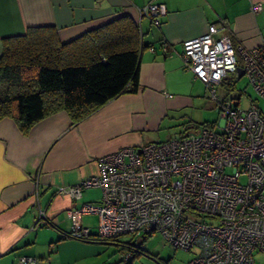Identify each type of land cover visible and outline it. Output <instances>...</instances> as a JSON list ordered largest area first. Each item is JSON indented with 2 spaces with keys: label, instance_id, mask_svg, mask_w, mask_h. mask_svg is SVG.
<instances>
[{
  "label": "crops",
  "instance_id": "obj_1",
  "mask_svg": "<svg viewBox=\"0 0 264 264\" xmlns=\"http://www.w3.org/2000/svg\"><path fill=\"white\" fill-rule=\"evenodd\" d=\"M149 3L166 6L160 25L139 15L137 8ZM255 4L262 9L254 11ZM126 15L139 30L137 90L118 95L77 123L60 111L36 123L28 135L12 118L0 120V264H21L20 257L34 258L29 264H122L128 254L124 242L143 247L127 258L128 264L149 253L143 246L147 236L110 242L99 236V214L75 216L85 203H102L101 188H85L75 199L58 193V187L97 175L101 156L158 142L149 134L160 125L208 121L187 110L201 108L204 95L194 73L184 66V41L203 35L214 24L216 36L230 34L235 44H264V0H0V57L5 38L31 28L54 27L60 41L68 43ZM211 123L214 129L217 123ZM40 211L50 224L35 227ZM75 217L89 228L90 241L64 237ZM110 245L120 252L106 260L103 254Z\"/></svg>",
  "mask_w": 264,
  "mask_h": 264
},
{
  "label": "built area",
  "instance_id": "obj_2",
  "mask_svg": "<svg viewBox=\"0 0 264 264\" xmlns=\"http://www.w3.org/2000/svg\"><path fill=\"white\" fill-rule=\"evenodd\" d=\"M261 9L253 5L254 11ZM137 11L157 25L167 13L161 3ZM218 31L212 24L203 35L184 41L182 59L217 104L220 132L203 128L125 147L99 157L97 175L58 187V193L75 199L85 188H101L102 203H85L74 212L99 214L101 238L117 242L123 235L158 232L175 249L199 248L189 264H254V252H264V110L256 101L242 107L218 93L223 80L240 69L264 99V44L247 48L230 34L216 36ZM42 222L50 224L40 211L35 227ZM90 236L76 217L64 233L79 241ZM34 261L20 257L21 264Z\"/></svg>",
  "mask_w": 264,
  "mask_h": 264
},
{
  "label": "trees",
  "instance_id": "obj_3",
  "mask_svg": "<svg viewBox=\"0 0 264 264\" xmlns=\"http://www.w3.org/2000/svg\"><path fill=\"white\" fill-rule=\"evenodd\" d=\"M3 45L0 120L12 118L24 135L60 111L77 123L118 95L139 87V30L128 15L68 43L60 41L54 27H34L24 35L5 38ZM238 76L229 74L221 86L232 88ZM229 99L241 102V98ZM211 124L207 121L188 128H210ZM123 246L130 253L128 258L143 251L140 244L124 242Z\"/></svg>",
  "mask_w": 264,
  "mask_h": 264
},
{
  "label": "rangeland",
  "instance_id": "obj_4",
  "mask_svg": "<svg viewBox=\"0 0 264 264\" xmlns=\"http://www.w3.org/2000/svg\"><path fill=\"white\" fill-rule=\"evenodd\" d=\"M198 89L201 90L199 92H203L204 96L201 97L203 104L200 107H192L187 109L188 113L192 115H204V118H208V121H215L217 125L214 130L217 132L221 131L220 121L221 117L219 114L217 104L210 98V93L205 85V83L198 79ZM218 93L223 98L225 96L229 98H241V106L248 107L251 101H256L261 109L264 110V99L261 98L254 87L251 85L248 76L243 75L239 79H235L233 82L232 88H226L224 86H218ZM174 118L175 112L172 115ZM196 116V115H195ZM172 122L173 119H172ZM189 125H160L159 128L149 134L151 137H155V141H165L170 138L179 137L182 134L189 133H199L201 129L199 127H190ZM241 183H245V178L240 179ZM122 239L127 240L130 237L141 239L144 235L137 234H128L121 236ZM143 246H146V250L149 253L140 254L136 259L132 260V264H189L190 260L197 254L199 248L194 247L191 251H187L184 249H175L170 244H168L163 236L155 232L152 236L145 237ZM107 252L103 254L106 260L113 259V257L118 254L119 248L114 245L107 246ZM115 249H118V252H115ZM111 255L109 258L108 255ZM107 255V256H106ZM255 264H264V252L256 251L254 252ZM104 258V257H103ZM128 254H126V258L122 264H128ZM107 264L109 261H106ZM110 264V262H109ZM111 264H115L112 262Z\"/></svg>",
  "mask_w": 264,
  "mask_h": 264
},
{
  "label": "water",
  "instance_id": "obj_5",
  "mask_svg": "<svg viewBox=\"0 0 264 264\" xmlns=\"http://www.w3.org/2000/svg\"><path fill=\"white\" fill-rule=\"evenodd\" d=\"M238 79L241 78L244 75V72L242 70L239 69V73H238Z\"/></svg>",
  "mask_w": 264,
  "mask_h": 264
}]
</instances>
